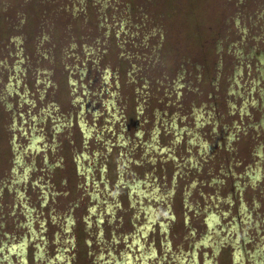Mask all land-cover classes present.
Masks as SVG:
<instances>
[{
  "label": "rangeland",
  "instance_id": "374dc122",
  "mask_svg": "<svg viewBox=\"0 0 264 264\" xmlns=\"http://www.w3.org/2000/svg\"><path fill=\"white\" fill-rule=\"evenodd\" d=\"M0 264H264V0H0Z\"/></svg>",
  "mask_w": 264,
  "mask_h": 264
}]
</instances>
